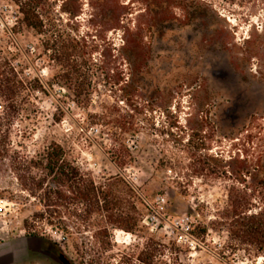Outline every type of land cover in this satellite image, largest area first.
<instances>
[{"label":"rangeland","instance_id":"obj_1","mask_svg":"<svg viewBox=\"0 0 264 264\" xmlns=\"http://www.w3.org/2000/svg\"><path fill=\"white\" fill-rule=\"evenodd\" d=\"M47 3L45 36L0 0V59L26 85L13 144L35 157L58 143L97 185L123 176L140 223L111 230L109 245L69 217L70 234L60 232L35 221L37 202L6 175L0 264H64L62 253L67 264H264L261 247L237 233L264 212V0ZM55 34L87 40L88 98L77 101L67 68L47 51ZM117 121L131 129L124 170L110 157ZM231 198L246 214L232 216Z\"/></svg>","mask_w":264,"mask_h":264},{"label":"trees","instance_id":"obj_2","mask_svg":"<svg viewBox=\"0 0 264 264\" xmlns=\"http://www.w3.org/2000/svg\"><path fill=\"white\" fill-rule=\"evenodd\" d=\"M11 1L18 6L22 24L38 35H48L47 0ZM46 49L53 53L54 61L67 68L62 78L69 82L67 88L74 93L77 101L88 98L91 90L84 78L91 52L87 40L55 34L48 38ZM32 89L39 91L41 88L35 86ZM24 90L26 85L19 80L11 63L0 59V99L5 104L4 113L0 115V178L6 175L17 178L21 190L37 202V223L70 234L65 221V217H69L73 224L83 223L98 229V236L105 245L110 243L111 230L133 233L140 223L136 217L137 206L133 201L137 191L122 179L123 176L112 177L106 183L97 185L58 143H52L35 157L15 148L11 128L19 109L18 99ZM130 131L125 124L117 121L113 131L108 134L112 147L110 157L121 170L133 161L125 143V135ZM232 200V216L246 214L243 204H234ZM96 216L98 219H95ZM243 222L237 233L240 237L242 234L248 244L260 246L261 251H264V212L246 216ZM25 223L29 225V221Z\"/></svg>","mask_w":264,"mask_h":264},{"label":"built area","instance_id":"obj_3","mask_svg":"<svg viewBox=\"0 0 264 264\" xmlns=\"http://www.w3.org/2000/svg\"><path fill=\"white\" fill-rule=\"evenodd\" d=\"M187 240L190 242L192 249H196L198 242L193 237H188Z\"/></svg>","mask_w":264,"mask_h":264},{"label":"water","instance_id":"obj_4","mask_svg":"<svg viewBox=\"0 0 264 264\" xmlns=\"http://www.w3.org/2000/svg\"><path fill=\"white\" fill-rule=\"evenodd\" d=\"M60 260L64 263L67 264L69 262V260L67 259V257L65 256V254H60Z\"/></svg>","mask_w":264,"mask_h":264}]
</instances>
